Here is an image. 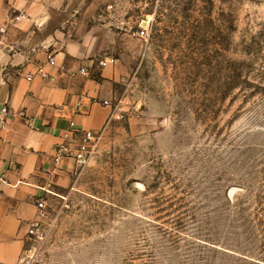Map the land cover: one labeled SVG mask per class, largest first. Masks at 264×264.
I'll use <instances>...</instances> for the list:
<instances>
[{
  "label": "rangeland",
  "instance_id": "374dc122",
  "mask_svg": "<svg viewBox=\"0 0 264 264\" xmlns=\"http://www.w3.org/2000/svg\"><path fill=\"white\" fill-rule=\"evenodd\" d=\"M71 1L129 112L17 264H264V0Z\"/></svg>",
  "mask_w": 264,
  "mask_h": 264
},
{
  "label": "crops",
  "instance_id": "0c3cea01",
  "mask_svg": "<svg viewBox=\"0 0 264 264\" xmlns=\"http://www.w3.org/2000/svg\"><path fill=\"white\" fill-rule=\"evenodd\" d=\"M71 3L0 0V264L18 263L37 200L70 186L77 173L72 158L54 162L64 134L72 132L75 147L76 130L103 129L110 107L101 101L117 96L116 63L97 64L110 45L105 28L80 23ZM41 65L49 78L34 75Z\"/></svg>",
  "mask_w": 264,
  "mask_h": 264
},
{
  "label": "built area",
  "instance_id": "2783aa9c",
  "mask_svg": "<svg viewBox=\"0 0 264 264\" xmlns=\"http://www.w3.org/2000/svg\"><path fill=\"white\" fill-rule=\"evenodd\" d=\"M22 17H23L22 14L18 15V18H22ZM141 33L143 34L144 30ZM47 64L52 67L55 66L56 63L54 56L52 55L48 56ZM97 64L101 67H105L107 65V60L105 58L99 59L97 61ZM81 71L88 72V68L82 67ZM34 75H40L41 77L49 78L51 76V73L45 68V65H41L38 66ZM34 75H28L27 78L32 79ZM82 98L83 96L81 95L78 100V105H80ZM101 103L103 105L110 107V113L105 127L108 126V124L111 121L124 119L129 112V108L127 106L128 101H125L123 98H120L115 101L103 100L101 101ZM3 111H8V109L4 107ZM20 115H24V112L21 111ZM71 126L74 127V124L72 123ZM105 127L101 130L83 129V128L76 130V132L78 133V141L75 147L71 146L73 140V134H71L72 132L71 131L66 132L64 134L63 141L56 146L54 153V162L56 164H60L63 159L72 158L75 160L77 164V168H81L85 166L88 160L90 159V157L93 155L95 149L97 148L103 136ZM36 207H37V216L39 217L44 216L46 209V200L44 197H41L37 200ZM29 232L32 235H37L39 232V223L32 221V223L30 224Z\"/></svg>",
  "mask_w": 264,
  "mask_h": 264
}]
</instances>
